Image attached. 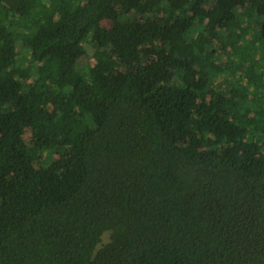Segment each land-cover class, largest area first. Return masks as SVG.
Returning a JSON list of instances; mask_svg holds the SVG:
<instances>
[{"label":"trees","instance_id":"trees-1","mask_svg":"<svg viewBox=\"0 0 264 264\" xmlns=\"http://www.w3.org/2000/svg\"><path fill=\"white\" fill-rule=\"evenodd\" d=\"M0 264H264V0H0Z\"/></svg>","mask_w":264,"mask_h":264},{"label":"rangeland","instance_id":"rangeland-1","mask_svg":"<svg viewBox=\"0 0 264 264\" xmlns=\"http://www.w3.org/2000/svg\"><path fill=\"white\" fill-rule=\"evenodd\" d=\"M139 21H142V20H139Z\"/></svg>","mask_w":264,"mask_h":264}]
</instances>
